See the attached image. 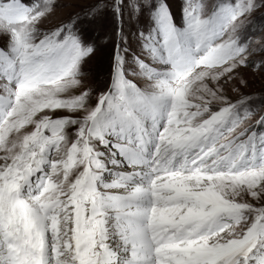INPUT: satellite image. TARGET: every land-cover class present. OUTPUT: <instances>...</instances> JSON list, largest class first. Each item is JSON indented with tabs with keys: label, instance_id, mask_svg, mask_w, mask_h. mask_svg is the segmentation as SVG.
<instances>
[{
	"label": "snow or ice",
	"instance_id": "6c2138e0",
	"mask_svg": "<svg viewBox=\"0 0 264 264\" xmlns=\"http://www.w3.org/2000/svg\"><path fill=\"white\" fill-rule=\"evenodd\" d=\"M0 41V264H264V0H0Z\"/></svg>",
	"mask_w": 264,
	"mask_h": 264
},
{
	"label": "rangeland",
	"instance_id": "374dc122",
	"mask_svg": "<svg viewBox=\"0 0 264 264\" xmlns=\"http://www.w3.org/2000/svg\"><path fill=\"white\" fill-rule=\"evenodd\" d=\"M80 2L83 3L86 2V0H80ZM168 3L174 18H176L177 23H179L183 0H168ZM67 11V9L59 10L57 14L51 18L50 23H55L59 18H63ZM48 23L49 22H46V24ZM85 69L90 73V82L95 84L97 81H103L107 77L108 73V61L103 51L98 52L95 56L88 60L85 65ZM244 75L249 81L248 91L259 92L261 89H264V78L257 76L248 70H245Z\"/></svg>",
	"mask_w": 264,
	"mask_h": 264
}]
</instances>
